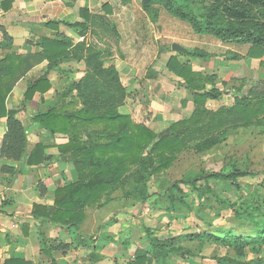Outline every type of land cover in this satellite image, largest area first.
I'll list each match as a JSON object with an SVG mask.
<instances>
[{
	"label": "crops",
	"instance_id": "obj_1",
	"mask_svg": "<svg viewBox=\"0 0 264 264\" xmlns=\"http://www.w3.org/2000/svg\"><path fill=\"white\" fill-rule=\"evenodd\" d=\"M141 1L0 0V27L3 28V30L0 28V59L4 57L5 52L21 56L38 55L41 52L42 38L53 39L56 32L62 33L72 42L68 48L69 58L60 63L57 69L48 70L46 60L36 62L15 82L6 99L8 109L23 107L19 112V117L27 127L28 150H32L38 143L44 145L45 148L43 153L38 156V159L42 158L39 164L29 165L25 163L21 167L18 166L17 161L0 157V264H3L7 259L24 260L29 264H51L52 262L55 264H138L136 262L138 252L147 254V258L150 259L147 264H157L152 256L153 248L146 239L147 231L151 237L159 240L181 237L180 245L189 251L184 254H169L165 259V264H217L216 257L235 256L234 248L206 238L207 235L223 237L224 230L230 227L238 228V222L231 210L221 209L231 212L237 223L235 226L222 225L209 231L198 229L194 225V228L189 227L180 233H173L168 229L164 234L161 219H165L168 224L174 220L176 203L174 205L167 204L151 192L150 187L149 191L152 196L147 198L144 203L124 196L123 191L117 188L109 192L100 205L86 206L84 208L85 217L80 226L81 234L84 237L81 241L75 239L76 233L73 229H63L48 222L40 223L31 215L33 205L52 207L55 190L78 179L75 167L71 162L61 158L58 149V145L65 144L68 137L59 133H51L45 128L36 127L30 117L34 113L45 111L52 106L60 107L62 101L72 103L73 108L77 110L82 108L76 90L72 89L70 94L61 100L56 99V97L53 98L52 93H55L56 90L58 93L62 92L60 86L63 83L60 79L67 74L63 67L70 62L81 61L74 55V50L83 40L82 36H84L86 27H91L102 21L101 18H109L112 22L111 27L107 29L110 34L105 33V36H100L104 39L103 49L112 45L113 47L118 45L125 49L128 48L125 43L128 44L130 57L128 59L119 58L121 63L113 64L121 86V99L114 110L118 114L129 115L133 122L144 124L157 134L165 133L171 124L189 118L194 109L192 93L184 85V80L166 68L170 56H176L182 64L187 63L192 71L199 72L203 76L215 75L216 79L222 80V83H227L229 79L237 77V70L232 69L233 64H235L232 61L234 56L219 57L214 61L217 64L216 69L211 66L214 70L207 71L205 68L210 69L209 64H211L208 52L197 48L190 49L187 44L180 40L186 36H203L206 33L196 32L187 21L171 15L160 4L154 3L149 10H144ZM136 12L149 16L147 25L150 29L165 30V21L169 20L180 21L185 29L181 33L184 36H179L180 39L171 37L170 41H167V38L164 37L161 42L159 41L160 36H157L158 32L149 39L151 40L150 44L155 45L157 50L143 74L134 64V62L144 59L142 49L136 47H142L143 42H140L139 45L134 39L138 38L135 30L143 27L138 25L140 18L137 19ZM116 15L118 17L113 20ZM52 21L57 22V29L46 25ZM114 23H119L123 30L118 33L115 32ZM123 38L127 40L122 42ZM90 42L92 43L91 47L96 46L92 40ZM173 43L183 46L187 52H177L179 53L177 54L171 48ZM189 50H196L202 56L189 54ZM130 60L133 61L128 62ZM247 60L253 61L255 59L248 58ZM149 70L151 77L147 74ZM44 75H47L51 88L44 94L35 93L33 99L23 106V92L27 85ZM211 87L210 84L206 89ZM215 87L220 91L222 90L216 85ZM220 96L214 100H207L205 107L207 108L206 104L209 101H216ZM230 106L231 104L227 105V108ZM6 131V118L1 117L0 147ZM81 138L85 141L88 136L83 133ZM181 154L177 156L173 164ZM2 167L13 169V173L2 171ZM219 181L224 180L210 179L208 184L215 190L211 183ZM44 189L45 191H43ZM207 194L205 193L206 196ZM197 200H204V198H197ZM202 209L203 212L210 210L209 207ZM149 210L152 213H156L154 211L159 212L156 219L150 218L154 214L149 216ZM203 212L199 214L205 216L206 214ZM220 212L214 216L219 217ZM143 218L148 221H155V225L145 227L141 223ZM237 231L243 232L240 229ZM198 233L203 235L200 240L187 238V235ZM215 246L221 247L224 253L208 251L210 247ZM246 248L243 249L242 254ZM230 249L234 251L232 255H229ZM263 249L264 245L259 249L256 248L258 252L251 250V248L249 250L254 254L257 252L259 255L260 250ZM258 257L260 258V256ZM243 260L249 261V264H264V260L260 262L254 256Z\"/></svg>",
	"mask_w": 264,
	"mask_h": 264
},
{
	"label": "trees",
	"instance_id": "obj_2",
	"mask_svg": "<svg viewBox=\"0 0 264 264\" xmlns=\"http://www.w3.org/2000/svg\"><path fill=\"white\" fill-rule=\"evenodd\" d=\"M209 6L195 9L192 0H142V8L149 10L154 3L162 5L171 15L187 21L198 33L211 34L224 41L249 44L246 56L261 59L264 56V0H210ZM89 17L87 18V20ZM57 29V22L46 24ZM1 28V27H0ZM82 29V28H81ZM3 30V28H1ZM83 31V29H82ZM4 32V31H3ZM6 38V33L4 34ZM71 40L60 32L55 37H43L41 52L38 55L21 56L5 52L0 59V118H6L7 131L0 147V157L18 162L39 164L45 146L36 144L28 150L27 127L19 117L21 109H8L6 99L15 82L31 66L41 60L48 62V70L57 69L59 64L69 58L68 48ZM189 54L202 56L196 50ZM264 65L263 61H260ZM87 65H94L97 73L113 79L116 92L108 97L86 91V78L71 85L77 91L81 109L73 108L72 103L62 101L60 107H50L45 111L34 113L30 120L36 127L45 128L51 133L66 135L65 144L58 145L61 158L75 167L78 179L55 190L52 207L33 205L31 215L40 223L48 222L63 229H73L75 239L81 241L80 226L85 217L84 208L91 204L100 205L105 196L120 188L124 196L144 203L152 194L149 181L164 174L177 156L196 142L202 145L213 137L223 134L230 127H248L259 124L264 119V80L252 85L246 94L236 95L233 104L212 111L205 107L207 100L217 99L221 91L214 85L215 75L203 76L192 71L190 65L182 64L176 56H170L166 68L184 80V85L191 91L194 109L189 118L170 125L168 131L157 134L144 124L135 123L129 115L118 114L114 107L121 99L118 75L113 66L104 67L97 54L89 56ZM150 70L147 74H150ZM151 77V76H150ZM206 83L211 84L206 89ZM51 88V83L44 75L29 83L23 92V106L33 99L35 93L44 94ZM223 132V133H222ZM86 133L88 139L81 136ZM26 156L27 159H26ZM2 171L13 169L1 168ZM249 173L235 167L230 170L211 171L200 174H187L172 182L163 190L156 191L159 198L167 204L174 205L178 200L175 192L181 191L180 184H188L197 192V198H204L205 193L216 197L208 180H227L238 187L237 178ZM45 191V189L43 190ZM221 209L232 211L238 228L230 227L223 231V237L207 235L206 238L228 245L235 250V256L216 257L217 264H249L241 259L245 247L255 251L264 245V193H256L253 200L240 203L220 198ZM184 204V201H182ZM186 204V203H185ZM240 229L241 233L237 231ZM148 243L153 248L152 256L157 264H165L171 253H186L188 250L180 245L181 237L159 240L151 237L147 231ZM193 236V237H191ZM203 235H187L189 240H200ZM258 252V250H256ZM189 252V251H188ZM150 259L144 252H138L136 262L147 264ZM3 264H29L24 260L7 259ZM51 264H55L52 262Z\"/></svg>",
	"mask_w": 264,
	"mask_h": 264
},
{
	"label": "rangeland",
	"instance_id": "obj_3",
	"mask_svg": "<svg viewBox=\"0 0 264 264\" xmlns=\"http://www.w3.org/2000/svg\"><path fill=\"white\" fill-rule=\"evenodd\" d=\"M193 7L200 9L201 7L209 6L210 0H192ZM137 11V10H136ZM118 16L116 15L113 20ZM139 26H143L138 30H135L136 36L135 42H143L142 47L136 46L138 49H142L141 52L144 56L143 61L134 62L140 69V73L149 67L155 54L157 47L151 45L149 39L155 36H160L159 41H163L166 37L167 41H170L171 37L184 36L181 33L185 31L182 23L178 20L165 21V30L156 31V29H150L147 25L148 15L138 14L136 12ZM264 17V16H263ZM102 21L97 22L91 27L85 28L83 40L80 45L74 50V55L79 58L78 62H70L64 68L67 74L60 79L63 83L61 93L56 90L52 93V97L58 100L66 97L71 92V85H74L86 78V91H92L100 94L102 97H108L112 92L117 90L114 88L113 79L111 77H104L97 73L94 65H87L86 60L89 56L97 54L102 61L104 67L113 66V64H120L119 58H129L131 53L129 51L128 44L125 46L128 48L123 49L118 45L105 47L103 49V40L101 37L106 34H110L107 30L111 27L112 22L109 18H101ZM177 21V22H176ZM114 31H122L123 28L119 23L113 24ZM118 27V28H117ZM126 32V31H125ZM113 33V32H112ZM101 36V37H100ZM181 37V38H182ZM104 38V37H103ZM177 38V39H178ZM96 43L95 47H91L92 43ZM127 39L123 38L122 42ZM182 43L188 45L190 49L197 48L205 52H208L209 61L211 64L210 69L207 71H213L216 69V62L219 57L229 58L234 56L232 61L235 64L232 67L233 70H237L236 78H231L226 83H222V80L217 78L215 84L218 88L222 89L221 96L218 100L208 102L206 104L208 109L217 110L220 107H227L229 104H233L234 97L236 95L242 96L246 94L248 89L260 80H264V65L260 63L263 58L258 60H247L246 56L249 44H242L235 41L223 42L220 39L214 37L211 34H203V36H186L180 39ZM89 43V44H88ZM91 43V44H90ZM111 45V44H109ZM136 45V44H135ZM101 47V49H99ZM134 49V47H132ZM177 53V52H176ZM141 54V53H140ZM179 54V53H177ZM264 57V56H263ZM231 59V58H230ZM253 59V58H251ZM130 60L128 62H131ZM264 62V61H263ZM214 66V69L211 68ZM151 67V66H150ZM69 71V72H68ZM207 73L206 71H203ZM207 84V83H206ZM210 85V84H209ZM209 85H205L209 87ZM59 88V89H60ZM57 93V94H56ZM56 94V95H55ZM221 105V106H220ZM224 132V133H223ZM223 134H219L212 138L209 142H204L202 145H196V142L192 143L179 156L177 161L167 170L166 173L156 176L149 181L150 191L155 193L156 191L163 190L168 187L172 182L177 181L187 174H200L211 171H227L235 167L239 171L247 172L248 175L237 178L238 187L232 184L230 181L224 180L219 182H213L211 185L219 193V197L214 196L211 193L204 195V200H197V192L192 187L184 184H180L181 191L175 192L178 200L175 205V218L168 224L165 219H161L163 222L162 232L166 233V230L170 229L173 233H180L189 227L197 226L198 229L214 230L216 227L231 225H237L235 219L232 217L230 211L221 210L220 198H227L230 202L240 203L245 199L253 200L256 193L263 195L264 193V119L259 124L251 125L248 127H230L223 131ZM82 139V138H81ZM119 194V193H117ZM184 201V204L182 203ZM149 203V202H148ZM186 203V204H185ZM203 207H209L210 210L203 212ZM221 211V212H220ZM152 213L149 210L148 214L150 218L156 219L158 211ZM162 212V211H161ZM203 212L205 216H201L199 213ZM220 212L219 217L214 216ZM207 218V219H206ZM141 223L147 227L155 225V221H148L145 218ZM193 225V226H192ZM149 227V226H148ZM148 240V236H146ZM246 248L241 255V259L256 257L260 262L264 260V249L260 250V254H255ZM212 253H224L221 247H210L208 249ZM229 255H232L234 251L229 250ZM260 256V258L258 257Z\"/></svg>",
	"mask_w": 264,
	"mask_h": 264
},
{
	"label": "water",
	"instance_id": "obj_4",
	"mask_svg": "<svg viewBox=\"0 0 264 264\" xmlns=\"http://www.w3.org/2000/svg\"><path fill=\"white\" fill-rule=\"evenodd\" d=\"M171 48H172V50H174L176 52H183V53L187 52L186 48H184L183 46H181V45H179L177 43H173L171 45Z\"/></svg>",
	"mask_w": 264,
	"mask_h": 264
}]
</instances>
